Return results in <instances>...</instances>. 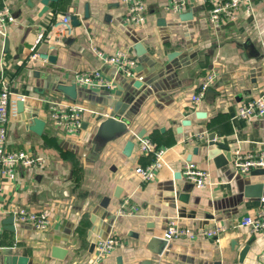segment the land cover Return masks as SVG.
<instances>
[{"label": "crops", "instance_id": "1", "mask_svg": "<svg viewBox=\"0 0 264 264\" xmlns=\"http://www.w3.org/2000/svg\"><path fill=\"white\" fill-rule=\"evenodd\" d=\"M167 1L147 0L148 21L138 29L123 21L120 0L50 1L43 14L42 0H0L18 20L0 36V80H10L14 97H27L20 112L12 111L8 146L46 159L42 167L19 166L12 178L0 176V264H12L11 256L18 257L16 264H90L92 243L107 229L120 243L102 264H264V231L233 227L262 205L264 172L237 179L231 161L219 168L207 156L211 137L231 154L264 149V116L246 121L237 115L242 103L264 94V0H253V14L243 13L218 29L203 4L181 19L165 12ZM56 11L72 13L80 23L61 43L42 46L55 61L28 63L38 28L49 26ZM161 17L164 24L158 23ZM93 45L107 54L125 49L137 56L133 78L103 67L107 77L117 79L120 96L75 85V71L101 66ZM212 69L218 77L194 105L191 94ZM111 99L122 101L119 112L131 121L122 134L102 129L106 117L99 114L111 112ZM50 100L85 107L80 135L67 136L55 125ZM198 111L205 116L198 117ZM187 119L190 123L183 124ZM138 135L168 148L167 164L147 183L135 167L153 156L140 152ZM129 139L135 145L126 155ZM186 161L209 169L212 184L195 188L182 174ZM249 184H262L260 197L245 196ZM125 200L139 212L115 218ZM17 208L49 211V228L18 222ZM170 217L192 228L216 223L225 229L217 241L196 235L162 242L158 237Z\"/></svg>", "mask_w": 264, "mask_h": 264}, {"label": "built area", "instance_id": "2", "mask_svg": "<svg viewBox=\"0 0 264 264\" xmlns=\"http://www.w3.org/2000/svg\"><path fill=\"white\" fill-rule=\"evenodd\" d=\"M124 10L123 21L126 24L138 29L143 28L148 21L147 0H120ZM196 4H203L207 7L208 20L213 28H220L228 22L239 20L243 13H254L253 0H168L164 4V10L168 14L180 15L193 8ZM72 13H53V19L49 26H40L35 38L29 47L28 63L37 61L49 62L50 54L44 52L42 46L61 43L65 38L73 34ZM18 22L13 9L8 4L0 5V36H7L12 27ZM95 56L101 63L100 67L74 72L73 81L76 85L87 87L92 90H106L114 92L119 88V83L115 77H107L103 73V67H112L115 74L126 78H133L139 60L137 56L130 54L125 49H120L113 54H107L95 45L91 46ZM218 74L212 69L203 78L196 90L191 94V102L194 105L200 104L216 81ZM11 89V82L8 79L0 80V176L12 178L19 166L26 168H39L46 164L44 156L34 154L24 149H15L8 146V123L12 111L16 114L20 112V102L25 103L27 97L18 95ZM49 111L55 125L63 130L67 136L80 135L83 128L85 107L76 102L49 101ZM238 117L251 121L264 116V94L242 103L238 109ZM198 139H203L204 135H197ZM190 137L184 141H189ZM138 148L144 155H152L153 159L146 165H137L135 172L140 176L143 183L154 180L158 172L167 164L166 155L168 148L159 146L148 136L137 137ZM231 170L236 176H245L251 171L264 168V149L256 152H244L236 149L232 152ZM182 174L186 180L193 183L195 188L202 189L212 184V173L209 169L200 168L192 161L183 164ZM262 205L253 214H247L233 223L235 228H247L252 233L264 231V196L261 197ZM140 208L132 204L129 200L123 201L115 210L116 217H125L139 212ZM13 215L18 222L29 223L38 230L49 228L50 212L47 210H29L27 208H17ZM224 227L214 224L207 228L199 229L180 224L178 217H170L165 231L161 238L167 242L173 239L187 236L195 238L202 235L213 240H219ZM119 237L114 231L97 235L93 259L90 264H102L106 258L113 254ZM1 258V247H0Z\"/></svg>", "mask_w": 264, "mask_h": 264}, {"label": "water", "instance_id": "3", "mask_svg": "<svg viewBox=\"0 0 264 264\" xmlns=\"http://www.w3.org/2000/svg\"><path fill=\"white\" fill-rule=\"evenodd\" d=\"M50 1H56V0H42L44 7L40 11V14H43L44 12H46L48 10ZM86 10H88V8H86ZM87 14L88 13H86V15ZM192 14H193L192 10H190L188 12H184V13L180 14V18L182 19V18H188L190 16L192 17ZM79 23L80 22H79L78 17L76 15H72V24L78 25ZM158 23L164 24L165 18L164 17L159 18ZM55 59L56 58L54 55L49 56L50 61H55ZM121 94H122L121 89L115 90L116 96H120ZM107 104H109V106L113 109L111 110V112H109L107 110L104 113L100 112L99 116L102 117L103 115H105V117H106L104 119V121L102 122V129H105L107 134L108 133H120V134H122V133L126 132L128 129V126L131 124V121L129 120V118H127V116L125 114H122L121 112H119V109L122 105V101L121 100L115 101V100L111 99V101H109ZM23 105H24V103L20 102V107H19L20 111H21ZM196 114L198 117L205 116V112H203V111H198ZM189 123H190V120H188V119L183 121V124H189ZM142 136L138 135V137H142ZM134 145H135L134 140L129 139L128 142L126 143L124 153L126 155H130ZM207 146L210 147L207 150V156L214 161V163L217 167H219V168L224 167L229 163V161H231L232 154H231L229 147L227 145L217 141L216 138L211 137L207 141ZM253 172L263 173L264 168L255 169V170L251 171L250 173H253ZM231 174L233 175L232 172H231ZM242 177L243 176L238 175L237 179H240ZM191 184H193V183H191ZM244 191H245L244 193H245L246 197H260L261 193H262V184H256V185L249 184V185L245 186ZM108 231L109 230L107 229L106 233ZM158 239L161 240L162 242H167L165 239H163L161 237H158ZM94 247H95V242L92 243V246H91L92 250L94 249ZM1 259H2V255H1L0 260ZM118 260H120V258H118ZM17 261H18L17 256H11L12 264H16Z\"/></svg>", "mask_w": 264, "mask_h": 264}]
</instances>
